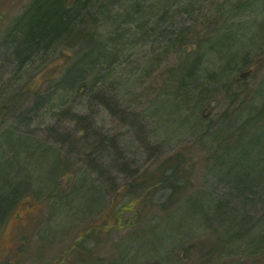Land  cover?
Returning <instances> with one entry per match:
<instances>
[{"label":"rangeland","instance_id":"374dc122","mask_svg":"<svg viewBox=\"0 0 264 264\" xmlns=\"http://www.w3.org/2000/svg\"><path fill=\"white\" fill-rule=\"evenodd\" d=\"M32 1L0 0V93L54 99L0 127V264H68L83 239L96 252L76 264H264V0H90L95 45L119 37V52L63 101L78 42L14 59L13 22ZM138 5L157 15L124 22ZM174 20L191 51L171 38ZM177 152L188 189L169 207L159 191L137 217L126 185Z\"/></svg>","mask_w":264,"mask_h":264},{"label":"trees","instance_id":"16d2710c","mask_svg":"<svg viewBox=\"0 0 264 264\" xmlns=\"http://www.w3.org/2000/svg\"><path fill=\"white\" fill-rule=\"evenodd\" d=\"M82 1L77 0L76 2L80 4ZM89 1H84L83 5L69 7L66 0H33L28 11L13 22L16 28L14 33H17L13 38L16 44L13 55L19 66L21 64L24 65L26 61L28 63L30 59L36 56L44 54L46 50L53 48L55 45L62 49L68 41L72 45L76 42L79 43V50L76 52L77 59L74 58V55L66 52L70 61L62 70L61 77L57 80V88L62 91L56 95L55 99L57 101L58 99L63 101L67 97L66 95L71 92H79L80 89L88 88V86L89 88L93 87L98 82L99 75L105 73V65L113 61L119 52V48L116 46L117 40L120 39L119 37L109 40L113 44L111 49L101 45V43L100 45H95L98 35L95 32L93 33V24L89 23L94 17L92 15V12H94L92 7L90 6L92 10L90 8L88 10V4H86ZM92 1H94V6H96L97 0ZM180 1L178 0V2ZM186 1L188 6H192L197 0ZM151 7L154 6L142 7V14H138L141 11L140 5L136 9L133 6H127L125 13L121 16L125 18L124 22H129L128 24L133 25L137 21L135 17L140 19L146 16H156L157 14L152 15L150 13L152 11ZM170 11L171 7L169 6L165 9L164 14L160 15L161 18L159 19L165 18L164 16L169 15ZM172 22L169 34H176L175 37L171 38H174L177 44L181 45L186 41L183 35L184 29L178 28L180 21L174 20L173 24ZM158 25L156 23L153 26L150 37L156 34L155 30ZM147 35H149V32H147ZM185 44L187 46L188 43ZM185 49L187 50V47ZM104 76H108V74ZM33 90L26 89L22 85L21 88L12 92L0 93V127L11 117L21 113L32 98L46 99L47 102H51L54 99V90L45 96L42 95L41 89ZM261 115L264 117V112ZM188 164H190V161L185 154L177 152V154L164 159L155 168L138 174L133 180L128 182L124 189L125 194L130 195L135 200V203L129 209L134 210L136 216L140 218L143 212L146 214L148 206L154 203L153 196L164 190H170V193L168 198L163 203H159V205L169 207L177 203L181 195L188 189V183L190 182ZM3 200H0V219L9 206L7 205L8 201ZM123 209L127 208L123 207ZM84 240L80 244L72 246L68 264H76L79 258L85 262L87 256L96 252L89 250V242L83 245ZM81 247L88 250L85 251ZM6 264H9V262Z\"/></svg>","mask_w":264,"mask_h":264},{"label":"water","instance_id":"95a60500","mask_svg":"<svg viewBox=\"0 0 264 264\" xmlns=\"http://www.w3.org/2000/svg\"><path fill=\"white\" fill-rule=\"evenodd\" d=\"M73 2H74V0H69L70 5H72ZM191 47H193V45H187L188 50H190Z\"/></svg>","mask_w":264,"mask_h":264},{"label":"bare ground","instance_id":"6f19581e","mask_svg":"<svg viewBox=\"0 0 264 264\" xmlns=\"http://www.w3.org/2000/svg\"><path fill=\"white\" fill-rule=\"evenodd\" d=\"M66 1H67V4H68V6H69V7H72V6H74V5H75V3H76V1H77V0H75V3H74V4H72V5H70V3H69V0H66ZM18 218H20V217H18Z\"/></svg>","mask_w":264,"mask_h":264}]
</instances>
